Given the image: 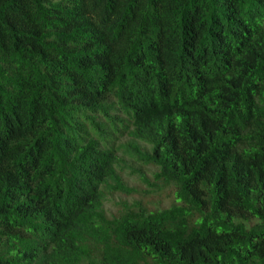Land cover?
Returning a JSON list of instances; mask_svg holds the SVG:
<instances>
[{
  "label": "trees",
  "instance_id": "16d2710c",
  "mask_svg": "<svg viewBox=\"0 0 264 264\" xmlns=\"http://www.w3.org/2000/svg\"><path fill=\"white\" fill-rule=\"evenodd\" d=\"M0 264H264V0H0Z\"/></svg>",
  "mask_w": 264,
  "mask_h": 264
},
{
  "label": "rangeland",
  "instance_id": "374dc122",
  "mask_svg": "<svg viewBox=\"0 0 264 264\" xmlns=\"http://www.w3.org/2000/svg\"><path fill=\"white\" fill-rule=\"evenodd\" d=\"M137 174H131V180H130V185H134L137 189L141 191V193L128 196L126 194H120L116 193L114 196L110 198L109 201L106 202V206L110 211H116L119 207V202L120 201H128L132 202L135 199L142 200L144 202L149 201L150 205L152 207H166L170 206L173 201V196L170 194L165 193H159V192H154L153 188L148 185L146 182L137 180ZM146 190H148L146 192Z\"/></svg>",
  "mask_w": 264,
  "mask_h": 264
}]
</instances>
